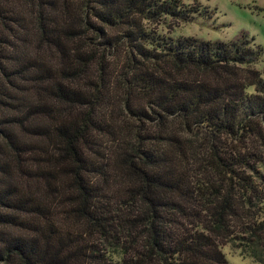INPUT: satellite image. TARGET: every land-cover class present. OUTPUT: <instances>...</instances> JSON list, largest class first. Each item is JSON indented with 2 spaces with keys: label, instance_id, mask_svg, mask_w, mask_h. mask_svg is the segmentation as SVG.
<instances>
[{
  "label": "trees",
  "instance_id": "obj_1",
  "mask_svg": "<svg viewBox=\"0 0 264 264\" xmlns=\"http://www.w3.org/2000/svg\"><path fill=\"white\" fill-rule=\"evenodd\" d=\"M60 3L35 35L0 2V264H264V46L151 27L206 14L181 0Z\"/></svg>",
  "mask_w": 264,
  "mask_h": 264
},
{
  "label": "rangeland",
  "instance_id": "obj_2",
  "mask_svg": "<svg viewBox=\"0 0 264 264\" xmlns=\"http://www.w3.org/2000/svg\"><path fill=\"white\" fill-rule=\"evenodd\" d=\"M39 1L0 0L5 12L13 14L16 18L19 16L20 20L32 26L35 35H37V28L33 26L39 12ZM53 1L55 3L63 2V0ZM71 1L73 4L69 5L70 0H68V5L75 14L76 10L79 11L80 3L79 0ZM181 2L190 9L206 10V14L203 16L195 14L193 19L189 21L167 18L162 26L154 25L151 27L170 32L175 36H194L205 40H232L243 33H248L250 36L255 37L257 43L264 46V0H181ZM57 6L56 9L61 8L58 4ZM56 9L45 8V17L48 19L50 16H60V10ZM207 15L209 17H206ZM110 31L115 34L119 29L112 28ZM122 47L124 46L121 42L118 51L120 57L119 69L122 68L125 58V51ZM257 67L261 70L264 68V59L257 64ZM111 95L113 98L108 108L104 109L110 110L112 107L116 110L115 115L123 116L122 104L125 94L120 89V85L113 89ZM103 140L105 145L112 143L111 136H104ZM223 251L229 260V264H254L253 258L245 255L243 250L237 245L235 246L233 242L225 244Z\"/></svg>",
  "mask_w": 264,
  "mask_h": 264
}]
</instances>
